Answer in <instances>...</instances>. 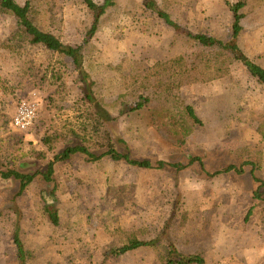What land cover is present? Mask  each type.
<instances>
[{"label":"rangeland","instance_id":"374dc122","mask_svg":"<svg viewBox=\"0 0 264 264\" xmlns=\"http://www.w3.org/2000/svg\"><path fill=\"white\" fill-rule=\"evenodd\" d=\"M17 1L24 4L28 0ZM94 1L103 4L106 0ZM145 1L116 0L118 9L111 12L95 38L93 67L101 72V101L108 108L136 101L112 86L119 67H131L139 61L153 64L178 56L191 65L197 53L217 51L176 36L144 8ZM227 1L189 0L175 5L172 14L194 32L226 41L232 26ZM248 2L242 44L252 60L264 65V0ZM62 4L61 21L56 27L39 8L34 9L32 19L63 42L81 45L91 24L87 9L81 0H64ZM16 29L15 19L0 13V75L4 82L0 89V170L44 172L55 155L65 149L64 144L56 142L53 127L68 123L78 127L76 122L82 119L76 107L81 97L77 89L79 73L72 59L58 60L56 55L36 49L29 52L28 58L42 66L43 74H19L17 65L8 58ZM47 68L49 76L44 79ZM233 73L236 84L240 81L244 88L239 87L234 97L225 79L191 85L182 91L183 99L194 104L201 116L212 118V124L194 125L176 139L154 124L148 111L108 124L98 140L103 146L122 150L121 136L136 158L153 163L187 164L201 157L209 170L240 165L246 159L244 148L258 150L263 166L257 177L264 181V143H260L257 133L264 123V88L240 70L239 63L234 65ZM26 99L38 103V120L30 130L16 131L12 122ZM198 166L180 173L173 169L146 171L108 159L91 164L81 155L58 163L56 183L37 179L19 198L13 220L6 216L0 223V264H19L16 229L20 230L30 264H167V245L159 256L108 255L110 244L123 231L144 238L161 237L167 224L181 240L184 234L200 236V240L189 242L187 249H202L208 264H264V203L255 199L256 185L249 173H229L213 179L202 175ZM18 191L19 183L14 180L0 183V207L11 202ZM44 201L56 207L59 227L43 213ZM252 207L254 214L246 222Z\"/></svg>","mask_w":264,"mask_h":264},{"label":"trees","instance_id":"16d2710c","mask_svg":"<svg viewBox=\"0 0 264 264\" xmlns=\"http://www.w3.org/2000/svg\"><path fill=\"white\" fill-rule=\"evenodd\" d=\"M64 0H28L20 4L17 0H0V13L15 19L17 29L13 34L9 59L17 66L19 74L27 77H37L43 74L42 66L31 62L29 52L41 49L49 54L56 55L58 60L70 58L74 61L79 78L77 89L81 93L77 105L80 114L77 125L65 124L63 127H53V134L58 144H64L65 149L55 155L44 172L22 173L17 169L9 168L0 170V183L16 181L19 183V191L9 203L0 207V223L7 216L11 221L16 211L19 198L34 184L37 179H43L48 183H56V164L72 161L77 155L85 157L87 163L96 164L105 159L113 162H125L128 165L146 171H163L173 169L177 173L186 171L198 164L202 175L208 178H217L229 173L245 175L249 173L256 185L255 199L264 203V181L257 177V171L263 166L262 153L258 150L244 148L246 159L240 165L230 164L219 170H209L201 157L184 162L167 163L159 161L153 163L150 160L138 159L128 144L119 136V143L125 149L115 146L101 145L98 140L101 132L108 124L118 123L123 118L139 117L152 112L151 118L154 124H159L169 134L180 139L185 131L194 125L206 126L213 123L212 118L201 116L198 108L187 103L182 97V91L191 85L203 84L209 81L222 79L227 81L232 97L238 93L240 81L236 84L233 67L239 63L240 70L248 75L258 86L264 88V65L252 60L245 51L242 38L245 34L243 20L248 16V0H228V11L232 17L231 34L228 40L220 41L209 34L197 33L187 28L172 14V8L180 3H188L189 0H146L144 8L155 15L161 22L171 28L175 35L187 39L188 42L198 43L207 48L217 49L214 53H197L190 65L187 60L178 56L166 61H158L153 64L139 61L131 67L118 68V75L112 84L118 91L126 93L136 101L130 104L122 103L106 107L101 101L103 87L100 73L93 67L94 56L97 50L94 41L100 33L104 21L111 12L118 9L116 0H106L98 4L94 0H81L89 15L91 24L87 30L81 45L67 44L50 30L44 29L32 19L35 8H39L56 25L61 21ZM48 79V68L45 72ZM4 82L0 75V89ZM112 111L116 112L113 114ZM260 143H264V123L257 129ZM55 146L54 148H56ZM255 151V152H254ZM43 213L56 227L61 225L60 215L56 207L44 201ZM254 214V207L250 208L245 218L249 222ZM20 221V220H19ZM184 230V226H182ZM184 240L167 224L163 236L140 237L134 232L123 231L117 241L109 246V257L119 258L134 253H155L158 256L164 245H167V264H208L204 258V251L197 249L190 251L189 242L200 240V236L184 234ZM193 240V241H191ZM15 247L18 252L19 264H30V255L27 253L21 239L20 230L14 231ZM29 256V257H28Z\"/></svg>","mask_w":264,"mask_h":264},{"label":"built area","instance_id":"2783aa9c","mask_svg":"<svg viewBox=\"0 0 264 264\" xmlns=\"http://www.w3.org/2000/svg\"><path fill=\"white\" fill-rule=\"evenodd\" d=\"M40 109L38 103L31 99L24 100L12 122V128L16 131L26 132L33 128L38 120Z\"/></svg>","mask_w":264,"mask_h":264}]
</instances>
